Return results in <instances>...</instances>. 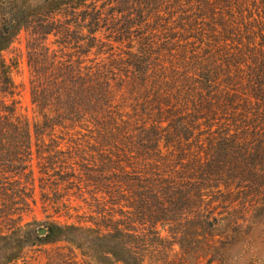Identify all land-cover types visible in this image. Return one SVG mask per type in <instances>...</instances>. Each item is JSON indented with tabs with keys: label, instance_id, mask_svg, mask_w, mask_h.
I'll use <instances>...</instances> for the list:
<instances>
[{
	"label": "trees",
	"instance_id": "obj_1",
	"mask_svg": "<svg viewBox=\"0 0 264 264\" xmlns=\"http://www.w3.org/2000/svg\"><path fill=\"white\" fill-rule=\"evenodd\" d=\"M22 31L33 120L5 56ZM37 185L74 221L24 222ZM249 237L264 0H0V264L59 242L55 264H231Z\"/></svg>",
	"mask_w": 264,
	"mask_h": 264
},
{
	"label": "rangeland",
	"instance_id": "obj_2",
	"mask_svg": "<svg viewBox=\"0 0 264 264\" xmlns=\"http://www.w3.org/2000/svg\"><path fill=\"white\" fill-rule=\"evenodd\" d=\"M27 32L22 31L16 40L12 43L10 48L5 51V56L11 63H17L13 69V78L17 84L18 100L20 112L33 120L35 116L34 106L31 100L30 93V69L28 66L27 57ZM37 177L39 172L36 171ZM39 181L37 180V184ZM44 199L41 195L40 188L37 185L36 202L33 205V211L25 216L24 222L38 221L39 227L49 228L51 222H71L73 219L62 215L59 216L55 210L46 208ZM66 243L59 242L48 245H35L30 248L25 258L18 262V264H55L59 261L57 253L65 252L62 250ZM53 257V258H52ZM54 259V260H53Z\"/></svg>",
	"mask_w": 264,
	"mask_h": 264
},
{
	"label": "clouds",
	"instance_id": "obj_3",
	"mask_svg": "<svg viewBox=\"0 0 264 264\" xmlns=\"http://www.w3.org/2000/svg\"><path fill=\"white\" fill-rule=\"evenodd\" d=\"M228 251L231 254V264H249L251 260H257V264H264V260L258 258L260 253H264V238L249 237Z\"/></svg>",
	"mask_w": 264,
	"mask_h": 264
},
{
	"label": "water",
	"instance_id": "obj_4",
	"mask_svg": "<svg viewBox=\"0 0 264 264\" xmlns=\"http://www.w3.org/2000/svg\"><path fill=\"white\" fill-rule=\"evenodd\" d=\"M50 231H51V228L46 229L44 227H41L40 230H39V233L41 235H45L47 232H50Z\"/></svg>",
	"mask_w": 264,
	"mask_h": 264
}]
</instances>
